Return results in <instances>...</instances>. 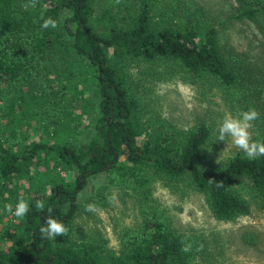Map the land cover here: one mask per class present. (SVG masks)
<instances>
[{
    "label": "trees",
    "instance_id": "trees-1",
    "mask_svg": "<svg viewBox=\"0 0 264 264\" xmlns=\"http://www.w3.org/2000/svg\"><path fill=\"white\" fill-rule=\"evenodd\" d=\"M30 2L0 0V209L19 197L30 205L19 222L1 226L14 231L0 230V264H207L206 241L170 227L143 193L154 177L167 186L182 181L202 195L215 219L232 221L249 213L253 195L264 209V156L248 159L238 150L207 157L210 126L178 129L153 115L128 71L148 63L174 71L181 82L214 83L231 109L245 111L260 93L253 68L223 54L219 31L196 0H36L25 9ZM235 2L230 19L254 23L264 46V0ZM42 17L57 28L43 29ZM38 74L41 92L31 101L39 109L31 112L27 97ZM45 107L51 119L41 117ZM70 113L94 118L72 121ZM256 123L253 139L264 142V121ZM96 176L103 178L98 199L109 188L135 198L137 225L116 250L75 218L87 180ZM48 215L67 235L42 238Z\"/></svg>",
    "mask_w": 264,
    "mask_h": 264
},
{
    "label": "rangeland",
    "instance_id": "rangeland-1",
    "mask_svg": "<svg viewBox=\"0 0 264 264\" xmlns=\"http://www.w3.org/2000/svg\"><path fill=\"white\" fill-rule=\"evenodd\" d=\"M196 1L204 7L207 18H210L217 27L218 42L224 49L223 54L227 55L232 52L231 55L235 60L241 61L244 65L247 63L249 68H253L256 74L254 86L260 89V93L257 98L251 99V105L260 113V118L264 121V46H262L263 40L259 31L254 23L246 19L240 21L230 19V15L235 12V0ZM149 66L151 64L148 63H142L139 66L131 65L128 73L134 84L140 82L139 94L153 115L165 118L178 129H188L201 122L209 125L213 134L206 147L207 157L217 160L238 151L232 145L230 137H226L225 141L217 139L216 129L223 117L226 114L236 116L243 111L231 109L230 101L221 87H217L214 83L209 85L200 81L181 82L174 71L158 65L154 68ZM32 79L33 83L30 86L32 95L28 94L27 97L30 100L28 105L31 107L35 106V90L41 92L39 74ZM52 83L55 84V81ZM30 87L21 86L20 90L29 91ZM36 94L39 97L38 92ZM37 109L33 108L31 112ZM45 109L47 111L41 117L51 119L53 115L48 113L52 112L46 107ZM30 115L26 118H30L31 122L33 120L38 122L39 127L43 124ZM65 117L72 121L86 122L92 121L94 115L89 118V116L70 113L67 116L65 114ZM21 128L23 134L27 136L29 123H23ZM257 128L258 124L254 121L253 128L250 129L252 136ZM80 137L83 139L84 134H80ZM154 178L150 191L143 193L149 194L151 209L159 213L174 230L195 236L196 240L204 239L207 248L203 249V254L206 255L207 264H264V209L259 206L258 199L254 195L251 196L247 215L237 217L232 221H220L211 215L202 195L185 186L182 181H175L167 186L160 177ZM102 183V176L91 177L87 180L83 194L79 197L84 206L79 207V215L75 218L80 217L79 219L92 228L94 235L106 241L109 249L116 250L120 246L121 235L137 225L138 213L135 198L131 192L109 188V192L105 190L106 193L108 192L105 198L98 199L94 194ZM239 190L241 192V188ZM98 192L104 193V191ZM83 199L88 204L94 205L95 210L85 211L86 206ZM6 204L8 203L4 202L3 206ZM19 221V218L7 213L5 208L0 209L1 231L7 230L1 226H7L8 222ZM13 231L14 228H8L6 232ZM250 237L251 241L248 240Z\"/></svg>",
    "mask_w": 264,
    "mask_h": 264
},
{
    "label": "clouds",
    "instance_id": "clouds-1",
    "mask_svg": "<svg viewBox=\"0 0 264 264\" xmlns=\"http://www.w3.org/2000/svg\"><path fill=\"white\" fill-rule=\"evenodd\" d=\"M36 0H31L29 4H25V9L29 7H35ZM43 23L41 27L43 29L57 28V21L48 18H41ZM260 118V113L254 108H249L245 111L239 112L236 116L232 114H226L223 119L219 122L218 128L216 129L218 133V141H225L226 137L231 138L232 145L242 151L248 159H256L258 157L264 156V142L259 140H254L250 129L253 128V122ZM5 211L13 216L22 219L30 211V205L23 197H19L15 205L8 203L4 206ZM35 208L43 211L45 209V203L43 201L37 200L35 203ZM95 206L89 204L86 206L85 211H94ZM48 213L52 212L49 207L47 209ZM39 232L44 239H53L56 237L67 235L68 229L65 225L48 215L44 223L40 226ZM191 250V244L185 243L182 247V251L188 252Z\"/></svg>",
    "mask_w": 264,
    "mask_h": 264
}]
</instances>
